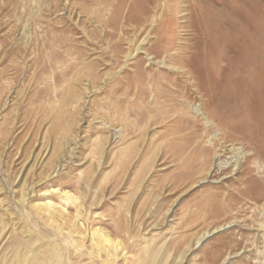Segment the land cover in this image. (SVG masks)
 <instances>
[{"label": "rangeland", "instance_id": "374dc122", "mask_svg": "<svg viewBox=\"0 0 264 264\" xmlns=\"http://www.w3.org/2000/svg\"><path fill=\"white\" fill-rule=\"evenodd\" d=\"M263 204L264 0H0V264H264Z\"/></svg>", "mask_w": 264, "mask_h": 264}, {"label": "bare ground", "instance_id": "6f19581e", "mask_svg": "<svg viewBox=\"0 0 264 264\" xmlns=\"http://www.w3.org/2000/svg\"><path fill=\"white\" fill-rule=\"evenodd\" d=\"M129 55V54H128ZM169 95V94H168ZM208 123V122H207ZM193 135V134H192ZM218 147V146H217ZM184 154V153H183ZM241 156V155H240ZM224 158V157H223ZM237 161V160H236ZM220 165V164H219ZM215 166H217V164L215 165L214 164V167ZM32 168V167H31ZM223 168V167H222ZM25 188V187H24ZM26 189V188H25ZM66 196H67V193H66ZM65 196V197H66ZM70 196V195H69ZM64 197V198H65ZM71 197V196H70ZM68 198V199H64V200H67V201H72L74 198L73 197H71V198ZM72 199V200H71ZM75 200V199H74ZM66 201V203L68 204V202ZM22 202V201H21ZM49 204V203H48ZM70 204V203H69ZM72 204V203H71ZM53 205V204H52ZM51 205V206H52ZM264 205V204H263ZM264 208V207H263ZM51 209H55V208H52L51 207ZM63 209V208H62ZM58 210V209H57ZM43 211V210H42ZM57 213V212H56ZM50 214V213H49ZM60 214V213H59ZM52 216V215H51ZM50 216V217H51ZM2 217V216H1ZM1 217H0V223H2V219H1ZM52 218V217H51ZM50 218V219H51ZM54 219H56V218H54ZM52 220V219H51ZM51 222H53V221H51ZM9 223V222H8ZM54 223H55V221H54ZM2 224H4V223H2ZM7 224V223H6ZM0 230H2V229H0ZM4 230V229H3ZM24 233H25V231H24ZM1 234V233H0ZM98 235V234H97ZM97 237H100V236H97ZM101 238V237H100ZM105 241V243H110L108 240H104ZM38 241H35L34 243H37ZM33 243V244H34ZM19 244V243H18ZM17 244V245H18ZM25 244H27V243H25ZM24 244V245H25ZM35 245V244H34ZM20 246V245H19ZM41 247L42 246H40V245H37V247H35L34 246V249H29V246H23L22 248H24L25 250H23V252L22 253H17V254H15L14 256H13V264H31V262L32 261H34L32 264H48V262H47V259H51L52 258V256H55L56 254H57V252H56V249L54 248V247H51V246H48V248H44V250L42 251L41 250V252L40 253H42V257H40V256H35V251L36 250H38V249H41ZM43 248V247H42ZM50 261V260H49ZM8 262V261H7ZM6 264V263H5ZM9 264H11V263H9Z\"/></svg>", "mask_w": 264, "mask_h": 264}]
</instances>
